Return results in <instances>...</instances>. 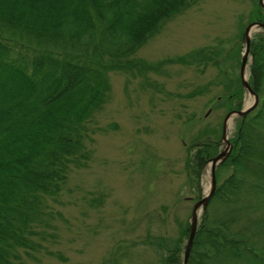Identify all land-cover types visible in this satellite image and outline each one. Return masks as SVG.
<instances>
[{"label": "trees", "instance_id": "1", "mask_svg": "<svg viewBox=\"0 0 264 264\" xmlns=\"http://www.w3.org/2000/svg\"><path fill=\"white\" fill-rule=\"evenodd\" d=\"M200 1L0 0V264H18L21 251L42 246L46 197L59 193L71 167L88 157L96 113L112 89L109 72L150 70L138 51ZM251 21L264 22L259 2ZM250 51V84L259 102L238 120L233 148L221 163L233 171L222 182L217 174L187 264H264V34L254 35ZM239 58L235 65L220 58L216 64L226 74L239 67ZM235 79L227 111L243 106L242 81ZM205 133L186 154L195 198L219 152L221 133ZM189 227L182 223L175 239L145 237L159 253L158 264L183 262Z\"/></svg>", "mask_w": 264, "mask_h": 264}, {"label": "rangeland", "instance_id": "2", "mask_svg": "<svg viewBox=\"0 0 264 264\" xmlns=\"http://www.w3.org/2000/svg\"><path fill=\"white\" fill-rule=\"evenodd\" d=\"M258 2L202 0L138 51L153 65L150 70L109 72L112 89L96 113L88 157L72 166L59 193L46 197L42 246L21 251L18 264H158L159 253L145 237L164 233L175 239L182 223L191 221L196 202L212 189L208 164L195 198L185 164L189 143L215 131L222 133L220 151L229 147L223 139L226 98L238 86L240 67L223 74L216 61L235 65ZM259 33L264 27L253 35ZM197 51L201 55L192 58ZM182 56L187 62L177 59ZM170 58L174 62L162 64ZM244 99L246 107L255 98L246 90ZM231 118L229 139L241 116ZM218 167L222 182L233 167Z\"/></svg>", "mask_w": 264, "mask_h": 264}, {"label": "water", "instance_id": "3", "mask_svg": "<svg viewBox=\"0 0 264 264\" xmlns=\"http://www.w3.org/2000/svg\"><path fill=\"white\" fill-rule=\"evenodd\" d=\"M261 4L264 5V0H261ZM259 24L260 26H264V23H257ZM257 25L255 23L251 24L248 28H247V31H246V39H247V49H246V52H245V55L243 57V61H242V68H241V72H242V77L244 78L243 79V82L244 84L247 86V89H249L252 93H254L253 91V88H251V86L249 85V83L247 82V80L245 79V76H244V67L246 66L247 64V60H248V54H249V51H250V36H249V31L250 29L253 27H256ZM255 94V93H254ZM256 98H257V95H256ZM238 114L240 115H246L247 113V110H239V111H236ZM225 139H227L225 137ZM227 154V152H221L217 157H215L212 161V177H213V182H212V186H213V189L210 193V195L204 197L203 199H201L196 205H195V208H194V211H193V217H192V224H191V235H190V238H189V242H188V245H187V249H186V253H185V261H184V264L187 263L188 261V257H189V253H190V248L192 247V244H193V240H194V237H195V234H196V230H197V225H198V213H197V208L198 206L200 205H205L207 202H208V199L209 197L212 195L213 191L215 190L216 188V184H217V180H216V167H217V163H219L221 161V159L223 158V156H225Z\"/></svg>", "mask_w": 264, "mask_h": 264}, {"label": "bare ground", "instance_id": "4", "mask_svg": "<svg viewBox=\"0 0 264 264\" xmlns=\"http://www.w3.org/2000/svg\"><path fill=\"white\" fill-rule=\"evenodd\" d=\"M252 33V31H250V33L249 34H251ZM246 73H248V71L246 70Z\"/></svg>", "mask_w": 264, "mask_h": 264}]
</instances>
